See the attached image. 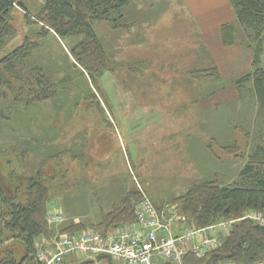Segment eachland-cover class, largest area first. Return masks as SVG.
<instances>
[{
	"label": "rangeland",
	"instance_id": "1",
	"mask_svg": "<svg viewBox=\"0 0 264 264\" xmlns=\"http://www.w3.org/2000/svg\"><path fill=\"white\" fill-rule=\"evenodd\" d=\"M19 1L22 5L10 13L15 33L0 40V60L26 42L31 49L16 62L17 70L24 75L42 68L57 84L46 100L35 101L24 92L14 101L18 92L0 67V148L9 151L8 168L0 161V185L19 200L26 178L42 168L49 197L45 219L56 210L62 215L57 223L47 222L51 237L40 236L34 246L51 241L47 248L54 247V237L88 230L106 238L133 223L106 231L98 225L129 191H137L136 199L145 193L162 222L173 213L172 234L252 217L191 226L179 200L206 181L234 184L254 150L264 147V118L251 82L242 88L235 84L251 71L254 49L259 48L264 65V47L246 36L234 8L209 0H189L195 8L186 0H131L116 27L108 20L93 22L107 67L89 72L71 53L80 37L61 38L40 21L45 0ZM226 23L234 26L236 43L220 39ZM3 207L0 199V211ZM72 222L82 229H62ZM228 233H216L215 248ZM0 247L21 254L16 239H4ZM94 256L120 264L109 255ZM89 258L94 264L92 254L71 253L64 262ZM164 263L161 255L154 260Z\"/></svg>",
	"mask_w": 264,
	"mask_h": 264
},
{
	"label": "trees",
	"instance_id": "2",
	"mask_svg": "<svg viewBox=\"0 0 264 264\" xmlns=\"http://www.w3.org/2000/svg\"><path fill=\"white\" fill-rule=\"evenodd\" d=\"M130 1L45 0L39 18L44 26L52 29L61 38L80 37V40L71 47V53L91 72V67H107L104 63L105 53L98 42L93 22L108 20L116 27L119 20L124 19L123 9ZM230 2L235 10L236 21L246 31L248 34L246 36L258 41L260 47H264V0H230ZM17 4L22 5L19 0H0V40L11 37L15 33V29L10 24V13ZM235 32L232 24H223L221 26L223 42L236 43ZM30 47V44L22 43L0 60L1 73L4 74H0L1 77L6 76L12 90L18 92L14 101L20 99L18 94L22 95L24 92L27 94L31 92L30 99L35 101L51 98L57 92V84L51 81L42 68H31L24 75L20 69L17 70L16 62H23L29 54ZM259 54V48L253 50L251 71L238 77L235 84L242 88L246 83L251 82L258 112L264 118V65H260ZM5 149L0 148V161L8 168L9 161L6 154L9 151ZM51 157L56 159L59 156L53 154ZM56 167V170H61L60 165ZM37 170L39 171L35 176L26 178V191L19 200H16L15 195L5 194L0 185V199L4 206L0 211V244L4 239L11 238L18 240L22 248L20 256H16L17 251L14 249L0 247V264H44L35 258L34 242L40 236L52 235L53 231L45 219L46 205L49 200L48 185L41 178L42 168ZM9 174L13 175L11 172ZM238 175L239 179L232 185L221 186L215 182L206 181L195 185L186 195L179 198L181 211L188 216L191 226L208 225L223 218H241L246 211L264 213L263 146L254 150ZM131 194L135 196L131 197ZM136 195L138 196L137 191L133 193L129 191L122 198L121 203L104 216L98 224L102 231L119 223L135 220L134 205L142 197L136 199ZM62 229L73 231L82 227L78 222H72ZM183 261L184 264L264 262V224H259L251 218L236 220L218 248L210 251L203 258L187 253ZM75 264H93V260L89 258Z\"/></svg>",
	"mask_w": 264,
	"mask_h": 264
},
{
	"label": "built area",
	"instance_id": "3",
	"mask_svg": "<svg viewBox=\"0 0 264 264\" xmlns=\"http://www.w3.org/2000/svg\"><path fill=\"white\" fill-rule=\"evenodd\" d=\"M133 212V223L114 229L106 238L99 232L89 230L65 234L54 237V247L47 248L51 241H45L44 246L43 242L36 243L35 254L44 264H65V255L71 253L92 254L94 264L104 263L94 258V254L109 255L120 264H154L158 255L163 256L166 262L184 264L183 258L187 253L200 258L216 249V233L227 232L231 225L220 222L218 226L212 224L172 234L170 227L177 217L171 213L166 222H162L153 202L145 193L134 205ZM242 217H251L257 223L264 224L263 212L249 211ZM46 219L48 223L54 224L62 220V215L56 210L48 213Z\"/></svg>",
	"mask_w": 264,
	"mask_h": 264
},
{
	"label": "crops",
	"instance_id": "4",
	"mask_svg": "<svg viewBox=\"0 0 264 264\" xmlns=\"http://www.w3.org/2000/svg\"><path fill=\"white\" fill-rule=\"evenodd\" d=\"M186 2H187V4L188 5H190V7H193V8H195V7H197L196 5V3L194 4V6H192L193 4L189 1V0H186ZM205 2V1H204ZM209 3H212V2H221L224 6H225V8L228 10H231L232 8H233V6H231L232 4H231V2L229 1V0H209L208 1ZM220 30V29H219ZM220 39H222L221 38V34H220Z\"/></svg>",
	"mask_w": 264,
	"mask_h": 264
}]
</instances>
